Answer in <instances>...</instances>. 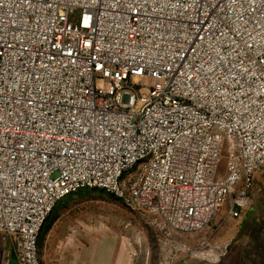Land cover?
Returning a JSON list of instances; mask_svg holds the SVG:
<instances>
[{
  "label": "built area",
  "instance_id": "obj_1",
  "mask_svg": "<svg viewBox=\"0 0 264 264\" xmlns=\"http://www.w3.org/2000/svg\"><path fill=\"white\" fill-rule=\"evenodd\" d=\"M263 166L264 0H0V235L18 264H41L44 224L82 190L186 236L227 203L239 218Z\"/></svg>",
  "mask_w": 264,
  "mask_h": 264
},
{
  "label": "rangeland",
  "instance_id": "obj_2",
  "mask_svg": "<svg viewBox=\"0 0 264 264\" xmlns=\"http://www.w3.org/2000/svg\"><path fill=\"white\" fill-rule=\"evenodd\" d=\"M81 192L70 206L84 226L117 246H137L140 264H264V166L255 176L250 205L239 218L228 215L227 203L205 231L186 236L161 231L155 215L132 210L101 190ZM177 244L187 250L177 252Z\"/></svg>",
  "mask_w": 264,
  "mask_h": 264
},
{
  "label": "crops",
  "instance_id": "obj_3",
  "mask_svg": "<svg viewBox=\"0 0 264 264\" xmlns=\"http://www.w3.org/2000/svg\"><path fill=\"white\" fill-rule=\"evenodd\" d=\"M80 194L82 192L61 200L44 224L38 239L41 264H140L137 246L132 243L117 246L101 233L84 226L79 213L70 206ZM181 246L173 247L181 252ZM0 264H18L13 243L1 235Z\"/></svg>",
  "mask_w": 264,
  "mask_h": 264
}]
</instances>
